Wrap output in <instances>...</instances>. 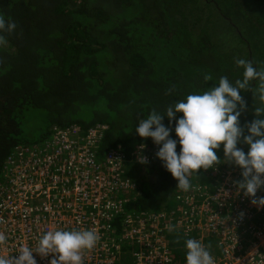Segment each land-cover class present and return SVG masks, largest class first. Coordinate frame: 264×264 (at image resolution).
Segmentation results:
<instances>
[{
	"label": "trees",
	"instance_id": "1",
	"mask_svg": "<svg viewBox=\"0 0 264 264\" xmlns=\"http://www.w3.org/2000/svg\"><path fill=\"white\" fill-rule=\"evenodd\" d=\"M0 14L16 24L12 33H0L6 39L0 45V180L12 155L25 147L40 150L53 128L105 125L99 153L113 148L129 157L152 141L135 134L152 110L163 113L222 76L242 79L238 59L264 69V0H0ZM257 87L258 81L249 85ZM240 95L246 103L243 127L257 118L258 100L250 90ZM163 123L169 126L167 118ZM171 127L176 139L175 120ZM238 147L248 150L242 143ZM217 156L222 170L223 145ZM138 168L151 180L137 168L127 169L138 195L125 210L176 206V194L183 191L161 161ZM213 171L193 173L192 187L211 193ZM167 241L175 264H186V240L171 233ZM211 243L206 240L213 255ZM132 259L125 250L121 263Z\"/></svg>",
	"mask_w": 264,
	"mask_h": 264
},
{
	"label": "built area",
	"instance_id": "2",
	"mask_svg": "<svg viewBox=\"0 0 264 264\" xmlns=\"http://www.w3.org/2000/svg\"><path fill=\"white\" fill-rule=\"evenodd\" d=\"M106 131L105 125L53 128L40 150L21 148L8 159L0 180V232L8 239L0 257H16L25 245L35 249L49 230L88 229L98 242L83 252V264H122L125 250L132 264H175L167 241L171 233L184 240L199 233L215 239V264H264V208L237 191L241 169L222 172L211 193L199 187H192L189 197L177 193L175 211H126L138 195L137 182L125 177L126 166L153 165L158 147L138 146L129 157L113 148L101 155ZM33 256L37 264L52 258Z\"/></svg>",
	"mask_w": 264,
	"mask_h": 264
},
{
	"label": "clouds",
	"instance_id": "3",
	"mask_svg": "<svg viewBox=\"0 0 264 264\" xmlns=\"http://www.w3.org/2000/svg\"><path fill=\"white\" fill-rule=\"evenodd\" d=\"M15 28V22L0 14V33H12ZM5 43V36L0 34V45ZM236 64L243 69L242 79L233 82L222 76L215 86L169 104L163 113L152 110L139 122L135 134L144 140L151 139L158 147L156 158L177 181L176 189L184 192L192 188L189 177L193 173L212 169L220 162L217 150L223 145L225 159L241 169L237 191L251 198L254 206L264 208V195L257 196L264 190V69L246 59H238ZM253 81H258V87L249 89ZM245 90H250L259 104L254 106L257 118L242 127L240 116L246 103L240 93ZM178 114L182 115L177 118ZM165 118L169 126L164 125ZM173 120L176 139L171 138ZM241 143L247 146V152L238 147ZM145 162L143 157L141 163ZM168 230L174 229L169 225ZM7 239L0 232V246ZM97 242L94 230H49L41 235L35 249L22 246L16 257H0V264H37L33 253L43 259L51 256L48 264H83V252L94 248ZM185 250L186 264H215V258L197 239H187Z\"/></svg>",
	"mask_w": 264,
	"mask_h": 264
},
{
	"label": "rangeland",
	"instance_id": "4",
	"mask_svg": "<svg viewBox=\"0 0 264 264\" xmlns=\"http://www.w3.org/2000/svg\"><path fill=\"white\" fill-rule=\"evenodd\" d=\"M232 37L230 36V35H228V37L224 40V42H227L228 44H229V41H230V39H231ZM258 104H259V101L257 102ZM258 104H257V106H258ZM29 133L30 134H32V132L31 131H29ZM151 146H153L154 145V143L151 141V143H149ZM224 163V165H223V169L221 170V168H218L217 167V165H215V167L213 168L214 169V171L212 172L213 173V177H210L211 179H213L214 181H212L213 182V184H215V185H219L221 182H219V178H220V176L222 177V172H225V176H226V173L228 172V171H230V170H236V169H238V167H236L235 165H233V164H228L227 163V161H224L223 162ZM235 167V168H234ZM135 168H137V172L139 173V175H140V177H143L144 178V180H146V182H148V181H150L151 179H150V176H147L146 174H145V170L146 169H144V168H138V167H135ZM230 168V169H229ZM127 169L128 170H131V169H134V168H132V165H130V166H128L127 167ZM136 172V173H137ZM218 177V179H216V181H215V178H217ZM148 179V180H147ZM196 190V189H195ZM190 191V190H189ZM188 192V191H187ZM187 192H184V195H185V197H189V196H191L190 194L191 193H187ZM175 209H176V207L175 208H172V209H170V210H172V211H175ZM259 210H261V209H259ZM173 214V213H172ZM198 223V222H197ZM119 236H120V234H119ZM198 238H197V240H199V241H201L206 247H207V244H206V240L207 239H205V238H207V236L205 235V234H203V233H199L198 234ZM215 242V239L214 240H212V244Z\"/></svg>",
	"mask_w": 264,
	"mask_h": 264
}]
</instances>
